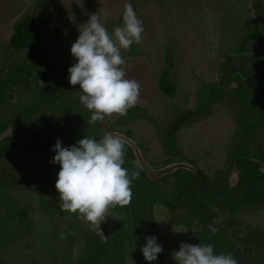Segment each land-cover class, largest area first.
<instances>
[{"label":"rangeland","instance_id":"374dc122","mask_svg":"<svg viewBox=\"0 0 264 264\" xmlns=\"http://www.w3.org/2000/svg\"><path fill=\"white\" fill-rule=\"evenodd\" d=\"M36 1L0 0V79L34 59L67 71L75 63L70 46L88 16L98 13L111 31L122 23L124 4H132L144 32L141 43L122 50V56L126 78L140 84L139 98L126 115L114 114L103 120L115 132H129L144 159L155 168L164 166L168 159L176 160L164 152L159 135L179 114L195 109L202 82L224 85L228 81L227 70L249 68L264 56H236L248 26L258 23L254 5H264V0H42L35 44L15 51L9 47L14 26L23 15L33 12ZM255 47L254 43L248 46ZM228 57L233 58L226 62ZM165 68L168 82L175 87L173 97L163 95L157 88ZM207 108V116L182 128L175 141L186 159L213 179L229 165L236 120L225 95ZM4 112L5 109L2 115H6ZM252 147L264 150V130ZM4 165L24 178L31 176L35 168H42L34 166L31 154L21 149L7 157ZM162 186L168 194L171 185ZM51 204L53 216H46L35 191L0 186V264H76L85 258V236L95 235L112 242V215H107L99 225L104 236L101 237L78 213L60 207L57 196ZM217 213L216 223L228 217L226 212ZM236 216L246 225L264 228V208L241 210ZM152 217L157 242L163 249L160 262L175 264L172 252L182 242L196 243L186 227L170 223L167 204L155 205ZM123 252L124 264H134L127 243Z\"/></svg>","mask_w":264,"mask_h":264},{"label":"trees","instance_id":"16d2710c","mask_svg":"<svg viewBox=\"0 0 264 264\" xmlns=\"http://www.w3.org/2000/svg\"><path fill=\"white\" fill-rule=\"evenodd\" d=\"M41 3L37 0L33 12L23 15L15 24L9 40L11 49L23 51L35 44ZM254 8L258 23L248 26L236 56L257 58L264 54V5L257 3ZM252 43L258 47L249 49ZM232 58L228 57L226 62ZM225 75V85L202 82L195 109L179 114L159 135L164 152L176 158L164 161V165L188 161L176 147V134L205 118L209 104L225 95L236 120L225 172L211 179L201 169L196 174L178 170L150 181L138 167L131 149L125 146L123 167L130 173H139L131 185L132 200L126 206L110 209L112 242L95 235L85 236V258L76 264H124L125 243L131 247L134 264H148L140 248L146 235L156 236L152 209L160 203L168 205L170 223L186 227L194 243H211L217 253L233 254L238 264H264V228L246 225L236 216L241 210L264 208V174L260 170L264 150L252 147L264 130V56L254 66L229 69ZM67 76L65 69L34 59L0 79V186L35 191L46 216H53L51 199L58 197L54 184L59 166L50 163L54 155L50 149L55 141L59 139L62 146H69L84 136L100 139L104 134L99 121L88 124L90 113L79 103V85H70ZM157 88L167 97L174 96L175 87L168 82L167 68L161 71ZM3 109L6 115H2ZM125 135L131 137L129 132ZM20 149L31 154L34 166L42 167L35 168L28 178L4 165L6 158ZM235 167L239 178L236 186L229 187L228 177ZM162 184L171 185L168 194ZM217 211L228 213V217L216 223ZM209 225L218 229L214 235ZM68 244L73 246V238ZM152 264H161L160 254Z\"/></svg>","mask_w":264,"mask_h":264},{"label":"clouds","instance_id":"9594fccd","mask_svg":"<svg viewBox=\"0 0 264 264\" xmlns=\"http://www.w3.org/2000/svg\"><path fill=\"white\" fill-rule=\"evenodd\" d=\"M144 26L131 3H125L122 23L109 31L98 13L90 14L80 26L76 40L70 46L75 63L67 69L70 85H79L78 97L90 113L92 125L107 116H124L134 107L140 94V84L126 78L122 50L140 44ZM126 140L122 134L106 132L100 139L84 136L73 145L62 146L57 139L50 149V161L58 165L54 188L60 207L95 227L111 208L128 205L132 200V182L139 173H131L125 164ZM214 235L218 229L209 225ZM162 245L154 235H146L140 252L148 264L157 260ZM171 258L175 264H238L231 253H217L211 243H181Z\"/></svg>","mask_w":264,"mask_h":264},{"label":"water","instance_id":"95a60500","mask_svg":"<svg viewBox=\"0 0 264 264\" xmlns=\"http://www.w3.org/2000/svg\"><path fill=\"white\" fill-rule=\"evenodd\" d=\"M104 133L111 132L113 134H121L118 132L113 131L108 127L104 120L99 121ZM126 140V146H128L132 154L137 162L138 167L144 172L146 177L150 181H158L165 176L171 175L178 170H185L192 174H196L199 170L195 165L188 161H174L169 164H166L160 168H155L151 164H149L144 157L142 156L140 149L138 146L131 140V138L127 137L126 135L122 134ZM261 172L264 174V164L260 168ZM239 178V172L236 167L231 171L228 177V186L234 187L237 184Z\"/></svg>","mask_w":264,"mask_h":264},{"label":"flooded vegetation","instance_id":"af4514ba","mask_svg":"<svg viewBox=\"0 0 264 264\" xmlns=\"http://www.w3.org/2000/svg\"><path fill=\"white\" fill-rule=\"evenodd\" d=\"M257 47H258V44H257ZM256 48V47H255ZM256 53H259V49H255ZM262 55V54H261ZM260 55V56H261ZM239 56V55H238ZM225 85V84H224ZM17 152V151H16Z\"/></svg>","mask_w":264,"mask_h":264}]
</instances>
